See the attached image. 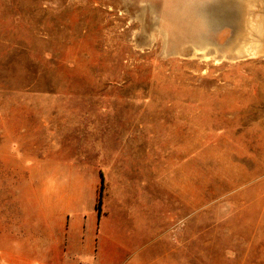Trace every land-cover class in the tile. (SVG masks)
Segmentation results:
<instances>
[{
  "label": "rangeland",
  "instance_id": "rangeland-1",
  "mask_svg": "<svg viewBox=\"0 0 264 264\" xmlns=\"http://www.w3.org/2000/svg\"><path fill=\"white\" fill-rule=\"evenodd\" d=\"M41 205L99 264H264V0H0V216Z\"/></svg>",
  "mask_w": 264,
  "mask_h": 264
},
{
  "label": "crops",
  "instance_id": "crops-1",
  "mask_svg": "<svg viewBox=\"0 0 264 264\" xmlns=\"http://www.w3.org/2000/svg\"><path fill=\"white\" fill-rule=\"evenodd\" d=\"M48 207L0 216V264H99L98 224L68 213L56 218Z\"/></svg>",
  "mask_w": 264,
  "mask_h": 264
},
{
  "label": "trees",
  "instance_id": "trees-1",
  "mask_svg": "<svg viewBox=\"0 0 264 264\" xmlns=\"http://www.w3.org/2000/svg\"><path fill=\"white\" fill-rule=\"evenodd\" d=\"M101 204H102L101 199H99L98 204H97V209H99V212L101 211V210H100V208H101Z\"/></svg>",
  "mask_w": 264,
  "mask_h": 264
}]
</instances>
